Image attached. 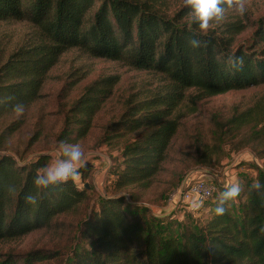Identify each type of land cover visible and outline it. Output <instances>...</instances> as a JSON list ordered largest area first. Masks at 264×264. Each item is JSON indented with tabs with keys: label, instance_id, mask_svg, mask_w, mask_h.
<instances>
[{
	"label": "trees",
	"instance_id": "1",
	"mask_svg": "<svg viewBox=\"0 0 264 264\" xmlns=\"http://www.w3.org/2000/svg\"><path fill=\"white\" fill-rule=\"evenodd\" d=\"M238 2L231 0V5ZM166 4V0H0V21L28 19L40 34L37 43L20 47L1 67L0 117L14 113L16 103L26 108L36 101L48 72L71 48L162 73L170 81L167 92L129 105L101 137V145L110 149L120 137L133 134L106 168L110 183L103 196L92 198L86 181L76 177L37 190L32 182L35 170L51 164L52 155L19 160L4 151L2 140L16 128L0 135V241L49 227L57 217L77 212L82 215L78 243L66 264H264V189L251 187L254 180L264 185V150L258 151L262 164L256 163L255 179L241 177V192L227 203L225 214L215 215L214 201L212 212L197 226L175 212L154 213L143 203L142 193L128 189L145 191L162 171L180 124L175 112L188 89H197L201 98L264 85V47L257 48L264 44V14L257 21L253 44L235 47L243 23L231 22L221 34L201 30L185 0L172 15ZM224 4L225 10L232 7L230 0ZM191 39L199 45L192 47ZM237 59L241 63L236 64ZM117 81L111 77L91 84L71 105L57 146L62 140L78 143L89 135L94 116ZM227 122L236 130L261 125L255 131L259 136L264 129V96ZM94 167V163L79 167V178ZM224 186L220 185L222 190ZM28 193L37 196L35 205L25 202ZM47 257L40 249L20 259L0 254V264H35Z\"/></svg>",
	"mask_w": 264,
	"mask_h": 264
},
{
	"label": "rangeland",
	"instance_id": "2",
	"mask_svg": "<svg viewBox=\"0 0 264 264\" xmlns=\"http://www.w3.org/2000/svg\"><path fill=\"white\" fill-rule=\"evenodd\" d=\"M183 2L184 0H166L165 10L172 15ZM243 3V13L232 6L225 10L221 21H210L206 30H215L221 34L229 23L239 21L245 27L235 35L234 46L252 45L257 21L264 14V0H243ZM39 37L38 27L28 19L0 21V70L13 52L20 47L37 43ZM262 47L264 44L257 46ZM111 77L118 78L112 95L94 116L89 135L78 142L85 153L82 166L88 167L91 163L96 165L84 179L79 178V173L76 176L78 182L86 181L89 185L92 198L97 194L105 195L109 191L110 176L105 177L102 187L97 184L101 188H96L93 179L100 182L102 176L99 172L102 167L107 160L109 164L113 162L118 148L126 140H130L133 134L120 137L119 143L110 149L101 145L100 139L108 133V126L118 121L129 105L169 90L170 81L162 73L135 69L123 61L92 57L79 48H71L50 69L41 89V96L24 108L23 114L17 116L14 112L0 117V135L9 127L16 128L11 134H4V151L19 160L23 157L24 161L38 154H49L54 163L58 157L55 152L57 136L71 105L91 84ZM198 92L195 88L188 89L186 97L177 107L175 113L180 118V124L168 148L163 169L155 176L151 187L142 192L134 187L128 188L129 191L142 193L145 200L143 203L150 206L154 213L161 215L170 194L184 181L201 178L212 182L216 185V191L210 199L201 202L204 210L200 209L197 214L185 213L184 222L189 221L192 226L200 225L208 217L209 212L205 211V207L216 201L218 193L222 191L220 185L240 183L244 175L255 179V157L260 156L259 150H264V129L259 136L255 134V131L261 129V125L253 127L249 124L236 130L227 122L234 114L249 109L259 101L264 96V85L201 98L198 97ZM191 98L197 101L192 102ZM192 108L195 111L192 112ZM257 160L262 164L260 159ZM186 203L181 201L179 209ZM179 209L175 215L182 211ZM81 217L80 213L70 212L57 217L49 227L22 237L2 240L0 254H13L20 259L29 252L40 249L48 257L35 264H66L72 249L78 243Z\"/></svg>",
	"mask_w": 264,
	"mask_h": 264
},
{
	"label": "clouds",
	"instance_id": "3",
	"mask_svg": "<svg viewBox=\"0 0 264 264\" xmlns=\"http://www.w3.org/2000/svg\"><path fill=\"white\" fill-rule=\"evenodd\" d=\"M185 2L186 5L190 7L189 14L193 21L201 30H206L210 21L219 22L224 18V0H185ZM230 6H233L239 13H243L245 10L243 0H239V2L234 5H231L230 0ZM189 44L192 47H197L199 41L191 39ZM239 63H241V61L237 59L236 64ZM12 110L19 116L24 112V105L22 103H16L12 106ZM55 152L59 158L56 159L54 163L45 164L35 170L32 182L37 190L42 188L47 189L50 186H56L75 178L78 174L79 167L82 166L84 162L85 153L79 143H71L62 140L59 142ZM251 187L257 191L264 189V185H262L259 180H254ZM240 192L241 185L239 182L225 185L224 189L217 195L216 204L213 209L215 215H224L227 203L237 198ZM24 199L25 202L30 205H35L37 203V196L32 193L25 195ZM262 231H264V229H262Z\"/></svg>",
	"mask_w": 264,
	"mask_h": 264
},
{
	"label": "crops",
	"instance_id": "4",
	"mask_svg": "<svg viewBox=\"0 0 264 264\" xmlns=\"http://www.w3.org/2000/svg\"><path fill=\"white\" fill-rule=\"evenodd\" d=\"M107 163H108V160H107ZM107 163L102 167V171L99 172V175L102 176L101 180H100V177L98 175V179L100 180V182H98V180H96V179H93L95 181L96 188H101L102 187V182H103V180H105V177H106V168L105 167L107 166ZM187 182L188 181L186 180V183ZM97 184L101 185V187L98 186ZM100 193H102V192H100ZM167 201H168L167 205H165V209L163 210V214H161V216L170 215L171 213L176 212L179 209L180 194L178 192H174V193L170 194V196L168 197ZM212 205L213 204L211 203V205H208L207 207H205V211H207V213L209 212V214L212 212ZM202 206H203V204L200 203V202H196L194 200L193 201H188L186 204H184V207L180 206V208H182V209H179V210H182V211H180L179 214H177L175 216L177 218H179V219L184 221L185 220L184 218L186 217L185 216L186 214H191V213L197 214L200 209L203 211L204 207H202ZM202 211H201V213H202Z\"/></svg>",
	"mask_w": 264,
	"mask_h": 264
},
{
	"label": "built area",
	"instance_id": "5",
	"mask_svg": "<svg viewBox=\"0 0 264 264\" xmlns=\"http://www.w3.org/2000/svg\"><path fill=\"white\" fill-rule=\"evenodd\" d=\"M59 157H56L58 159ZM255 162L259 165V161L257 157H255ZM109 165V162L107 166ZM216 191V185L212 182H209L205 179H193L191 181L183 182L175 192L180 194V202H188V201H196V202H203L210 199Z\"/></svg>",
	"mask_w": 264,
	"mask_h": 264
},
{
	"label": "water",
	"instance_id": "6",
	"mask_svg": "<svg viewBox=\"0 0 264 264\" xmlns=\"http://www.w3.org/2000/svg\"><path fill=\"white\" fill-rule=\"evenodd\" d=\"M86 187H89V185H88V184H86Z\"/></svg>",
	"mask_w": 264,
	"mask_h": 264
}]
</instances>
